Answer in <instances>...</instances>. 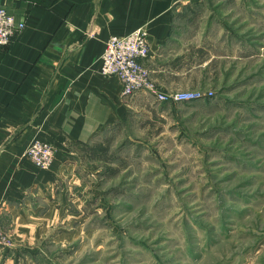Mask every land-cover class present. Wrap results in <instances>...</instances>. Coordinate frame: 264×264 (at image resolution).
Returning a JSON list of instances; mask_svg holds the SVG:
<instances>
[{
	"label": "rangeland",
	"instance_id": "obj_1",
	"mask_svg": "<svg viewBox=\"0 0 264 264\" xmlns=\"http://www.w3.org/2000/svg\"><path fill=\"white\" fill-rule=\"evenodd\" d=\"M179 13L187 31L150 77L205 96L133 94L83 148L81 229L44 239L50 258L32 264H264V0H196Z\"/></svg>",
	"mask_w": 264,
	"mask_h": 264
},
{
	"label": "crops",
	"instance_id": "obj_2",
	"mask_svg": "<svg viewBox=\"0 0 264 264\" xmlns=\"http://www.w3.org/2000/svg\"><path fill=\"white\" fill-rule=\"evenodd\" d=\"M0 1L25 24L0 46V227L13 240L0 247V264H32L50 258L44 239L61 244L81 229L83 148L128 112L132 95L122 98L120 79L99 71L105 42L144 27L145 64L153 61L155 71L187 31L179 27L180 10L196 0ZM35 137L57 148L50 169L25 157Z\"/></svg>",
	"mask_w": 264,
	"mask_h": 264
},
{
	"label": "built area",
	"instance_id": "obj_3",
	"mask_svg": "<svg viewBox=\"0 0 264 264\" xmlns=\"http://www.w3.org/2000/svg\"><path fill=\"white\" fill-rule=\"evenodd\" d=\"M24 22L17 21L6 5L0 1V46L11 43L15 35L23 29ZM150 55L148 32L139 27L126 35H111L105 42L101 55L100 73L105 77L117 76L122 82V96L128 97L137 91L146 90L160 101H188L205 96L201 92H186L171 95L157 88L150 77V69L145 64ZM53 144L35 137L29 143L27 155L35 165L48 168L55 156ZM7 246L6 237L0 230V246Z\"/></svg>",
	"mask_w": 264,
	"mask_h": 264
}]
</instances>
